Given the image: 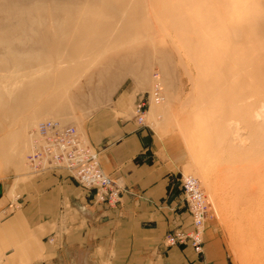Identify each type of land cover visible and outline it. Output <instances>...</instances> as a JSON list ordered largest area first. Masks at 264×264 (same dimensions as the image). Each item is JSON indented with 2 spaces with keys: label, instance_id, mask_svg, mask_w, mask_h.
I'll return each mask as SVG.
<instances>
[{
  "label": "rangeland",
  "instance_id": "obj_1",
  "mask_svg": "<svg viewBox=\"0 0 264 264\" xmlns=\"http://www.w3.org/2000/svg\"><path fill=\"white\" fill-rule=\"evenodd\" d=\"M155 72L163 101L147 123L172 141L175 177L199 180L204 243L227 264H264V0H0V185L13 205L0 222L34 178L31 129L57 119L88 139L91 116L149 91ZM55 235L35 244L50 264H120L78 263Z\"/></svg>",
  "mask_w": 264,
  "mask_h": 264
},
{
  "label": "crops",
  "instance_id": "obj_2",
  "mask_svg": "<svg viewBox=\"0 0 264 264\" xmlns=\"http://www.w3.org/2000/svg\"><path fill=\"white\" fill-rule=\"evenodd\" d=\"M147 92L118 94L85 126L102 168L123 189L119 203L97 202L94 190L82 189L65 172L19 179L14 189L20 206L0 222V264H50L55 257L38 253L35 244L53 232L56 246L65 243L64 255H75L78 263L100 254L110 263L196 264L190 247L163 244L168 232L189 228L190 219L175 177L172 141L134 120L133 105ZM9 204L4 190L0 209ZM202 254L205 263L227 264L209 242Z\"/></svg>",
  "mask_w": 264,
  "mask_h": 264
},
{
  "label": "built area",
  "instance_id": "obj_3",
  "mask_svg": "<svg viewBox=\"0 0 264 264\" xmlns=\"http://www.w3.org/2000/svg\"><path fill=\"white\" fill-rule=\"evenodd\" d=\"M163 91L157 72L153 74L150 90L133 105V117L139 126L150 128L147 114L152 105L161 104ZM100 152L83 133L71 123L57 119L40 121L29 131V150L25 164L29 173L41 176L48 172H65L84 190H94L97 202L116 205L123 189L100 164ZM179 187L189 215V228H176L168 232L166 247H190L196 254L203 253V230L209 216V204L199 180L192 174H181ZM49 237V242L57 241Z\"/></svg>",
  "mask_w": 264,
  "mask_h": 264
},
{
  "label": "water",
  "instance_id": "obj_4",
  "mask_svg": "<svg viewBox=\"0 0 264 264\" xmlns=\"http://www.w3.org/2000/svg\"><path fill=\"white\" fill-rule=\"evenodd\" d=\"M1 195H2V189H1V185H0V197H1Z\"/></svg>",
  "mask_w": 264,
  "mask_h": 264
}]
</instances>
